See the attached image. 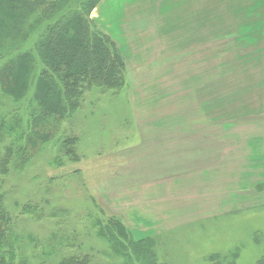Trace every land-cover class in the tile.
Segmentation results:
<instances>
[{"label": "rangeland", "instance_id": "obj_1", "mask_svg": "<svg viewBox=\"0 0 264 264\" xmlns=\"http://www.w3.org/2000/svg\"><path fill=\"white\" fill-rule=\"evenodd\" d=\"M247 41V35H221L212 30L205 52H193L188 62L165 75L163 84L140 92L144 98L137 102L145 106L137 118L131 98L135 94L130 93L140 86L133 81L147 73L139 72L137 67L127 69L123 58L125 79L119 90L89 87L72 115L58 120L53 128L40 125L48 132V140L29 155L21 168L12 167L0 177V192L12 218L16 260L22 255L30 264H58L62 258L86 256L87 264H143L129 242L124 246L130 255L126 258L121 246V254L117 255L106 238L96 233L97 223L105 224L114 215L115 221L127 229V235L134 237L129 228L134 222L127 209L145 205L131 204L122 210L119 193L111 191L120 182H128L120 179H128L131 184L134 178L153 174L151 164L143 165L141 158L127 156L128 150H144L138 124L186 122L192 130L202 124L209 155H219L223 163L202 169L207 179L215 178L220 170L226 171L230 164L242 168L240 177L235 178L240 191L250 182L264 181L258 163L264 161V115L235 112L237 107H246L250 97L264 94V37L259 36L251 52ZM251 58L260 62L259 66L251 68ZM31 89L20 102H7L9 109L21 113L24 120L29 117L24 107ZM233 110L234 115L225 114ZM66 137H72L70 143H62ZM142 166L146 168L144 174L138 171ZM113 175L117 180L111 179ZM228 175L226 171L223 177ZM252 194L247 190L245 201L254 200ZM220 202L221 196L210 199V203ZM174 208L177 215L198 209L178 200ZM121 211H127L129 219ZM134 213L147 216L149 202L143 212ZM144 235L135 232L137 239ZM151 236L148 243L158 264H211L210 255L231 261L234 253L235 264H257L264 256V205L228 214L211 213L207 219L182 223Z\"/></svg>", "mask_w": 264, "mask_h": 264}, {"label": "crops", "instance_id": "obj_2", "mask_svg": "<svg viewBox=\"0 0 264 264\" xmlns=\"http://www.w3.org/2000/svg\"><path fill=\"white\" fill-rule=\"evenodd\" d=\"M90 18L115 42L127 69L137 67L139 72L147 73L133 81L140 86L130 93L135 94L131 98L136 105V118L142 116L141 110L144 111L145 106L137 102L144 98L140 92L146 87L163 84L165 75L188 62L193 52H205L212 30L221 35H247L249 52L250 47H256L259 36L264 37V0H100L91 10ZM250 60L251 68L259 66L260 62L254 58ZM148 95L150 93H146ZM235 112L264 115V94L250 97L248 105L237 107ZM225 114L234 115V110ZM225 114L218 116L216 121ZM137 132L143 140L144 150H128L127 156L141 158L143 165L151 164L153 174L134 178L131 184H128L130 180L119 178L128 182H120L111 191L119 193L122 210L131 204L145 205L127 209L131 211L134 226L125 223L133 229V239L139 237L135 232L145 234L139 239H148L151 234L168 231L179 224L207 219L211 213L228 214L264 205V181L250 182L241 191L235 186V178L242 172L240 165L229 164L226 170L229 175L225 178L226 171L223 170L215 174V178L204 176L202 169L217 168L223 163L219 155H209L202 124L195 130L186 122L178 125L173 121L138 124ZM258 163L259 171L264 172V161ZM138 171L144 174L145 166ZM111 179L117 180V177L113 175ZM247 190L253 191L254 200L245 201ZM125 191L132 193L129 195ZM225 191L227 198L223 200ZM213 196H221L222 202L210 203ZM176 200L198 209L177 215ZM148 202L147 216L134 213L143 212ZM127 211L121 213L129 219Z\"/></svg>", "mask_w": 264, "mask_h": 264}, {"label": "trees", "instance_id": "obj_3", "mask_svg": "<svg viewBox=\"0 0 264 264\" xmlns=\"http://www.w3.org/2000/svg\"><path fill=\"white\" fill-rule=\"evenodd\" d=\"M99 1L0 0V177L7 175L10 168L24 165L29 155L48 140V132L40 125L53 128L58 120L72 115L89 87L117 91L123 86V56L90 18ZM30 86L31 97H26L24 107L29 117L24 120L21 113L9 109L7 102H20ZM71 140L66 137L62 143ZM114 217L111 215L105 224L98 222L96 233L106 238L117 255L121 254V246L124 256L130 257L124 247L129 242V248L137 250L133 253L143 264H158L148 243L152 238L134 240ZM11 225L12 218L0 192V264H30L22 255L16 260ZM235 257L236 253L229 261L214 254L208 259L211 264H235ZM87 262L86 256H70L58 264ZM257 264H264V256Z\"/></svg>", "mask_w": 264, "mask_h": 264}]
</instances>
